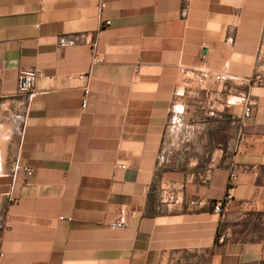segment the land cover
I'll list each match as a JSON object with an SVG mask.
<instances>
[{
	"label": "crops",
	"instance_id": "obj_1",
	"mask_svg": "<svg viewBox=\"0 0 264 264\" xmlns=\"http://www.w3.org/2000/svg\"><path fill=\"white\" fill-rule=\"evenodd\" d=\"M0 264H264V0H0Z\"/></svg>",
	"mask_w": 264,
	"mask_h": 264
},
{
	"label": "built area",
	"instance_id": "obj_2",
	"mask_svg": "<svg viewBox=\"0 0 264 264\" xmlns=\"http://www.w3.org/2000/svg\"><path fill=\"white\" fill-rule=\"evenodd\" d=\"M93 61L96 63L101 62V59L97 56L96 50H92ZM180 74L191 82H193L197 87H206L210 84L223 85V86H245L251 87L256 84H260V78L252 77H241L239 75L230 73H217L207 69L196 68V69H182ZM88 77V75H84ZM38 78V72L34 69H23L18 75V93L21 95H33L36 92V80ZM239 103L243 106V113L240 119L241 127H246L249 120L253 115L254 103L250 98V95L244 93L239 96ZM87 101L84 100L82 107L85 108ZM238 180L237 170L234 165L231 166L230 173V183H229V193L227 195V200L233 198L231 190L234 188ZM223 210V204L218 203L215 206V212L221 213ZM112 228H123L125 226L124 222H113L110 224ZM225 238H229V235H225Z\"/></svg>",
	"mask_w": 264,
	"mask_h": 264
},
{
	"label": "rangeland",
	"instance_id": "obj_3",
	"mask_svg": "<svg viewBox=\"0 0 264 264\" xmlns=\"http://www.w3.org/2000/svg\"><path fill=\"white\" fill-rule=\"evenodd\" d=\"M167 151H168V152H169V151H172V152H173V149H168ZM169 166L174 167V164H170Z\"/></svg>",
	"mask_w": 264,
	"mask_h": 264
}]
</instances>
